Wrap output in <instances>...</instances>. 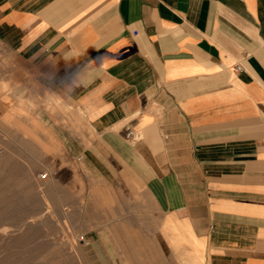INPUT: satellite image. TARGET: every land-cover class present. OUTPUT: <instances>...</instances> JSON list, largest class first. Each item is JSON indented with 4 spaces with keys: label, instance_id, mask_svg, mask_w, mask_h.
<instances>
[{
    "label": "crops",
    "instance_id": "obj_1",
    "mask_svg": "<svg viewBox=\"0 0 264 264\" xmlns=\"http://www.w3.org/2000/svg\"><path fill=\"white\" fill-rule=\"evenodd\" d=\"M9 112L104 236L264 264V0H0Z\"/></svg>",
    "mask_w": 264,
    "mask_h": 264
},
{
    "label": "rangeland",
    "instance_id": "obj_2",
    "mask_svg": "<svg viewBox=\"0 0 264 264\" xmlns=\"http://www.w3.org/2000/svg\"><path fill=\"white\" fill-rule=\"evenodd\" d=\"M25 116L0 115V264H183L146 219L108 236L86 225L88 211L69 207L71 194L58 179L42 178V163L26 159Z\"/></svg>",
    "mask_w": 264,
    "mask_h": 264
},
{
    "label": "built area",
    "instance_id": "obj_3",
    "mask_svg": "<svg viewBox=\"0 0 264 264\" xmlns=\"http://www.w3.org/2000/svg\"><path fill=\"white\" fill-rule=\"evenodd\" d=\"M238 68L240 69L241 67L238 66ZM126 135L128 138H130L133 141H138L141 138V136L138 133H134V131H132L129 127L127 128ZM47 176H48L47 172L41 174L42 178H46Z\"/></svg>",
    "mask_w": 264,
    "mask_h": 264
}]
</instances>
